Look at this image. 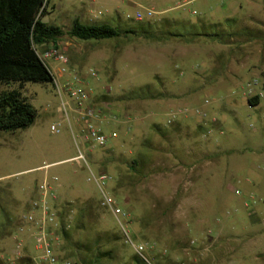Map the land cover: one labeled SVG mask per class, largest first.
I'll return each instance as SVG.
<instances>
[{"label":"rangeland","instance_id":"obj_1","mask_svg":"<svg viewBox=\"0 0 264 264\" xmlns=\"http://www.w3.org/2000/svg\"><path fill=\"white\" fill-rule=\"evenodd\" d=\"M105 1L51 0L44 18L48 25L62 29L57 45L70 61L72 74L66 73L64 80L58 78L61 64L45 61L59 83L73 82L77 73L90 84L84 80L87 90L108 94L123 116L134 119L129 133L121 132L120 139L106 150L89 153L71 116L91 171L113 177L109 190L131 213V236L149 244L153 264H264V11L253 10L255 4L264 10V0H196L185 6V1L150 0L147 7L159 14L147 22L163 25L151 34L100 41L70 36L76 20L85 25L107 22L122 29L146 23L127 19L134 12L123 8L118 15L104 6ZM114 1L116 6L122 4V0ZM185 22L196 26V31H205V36L186 41L164 35L183 30ZM145 85L160 97L123 100ZM14 89L19 85L0 83V94ZM22 93L38 115L27 129L0 130V211L14 210V200L25 198L46 176L57 179L60 213L69 203L89 198L98 202L100 192L89 181L88 168L69 160L54 164L78 154L54 85L28 83ZM256 95L260 103L251 106L248 99ZM186 108L191 112H182L181 119L200 120V132L207 130L205 121L194 113L197 108L217 120L212 133L196 147L200 153L187 152L191 146L182 133L180 126L185 123H179L181 119L165 125L170 112ZM154 124L170 133L163 136L154 131ZM53 125H59L60 133L51 131ZM140 153L142 167L132 171V161ZM196 164L207 170L204 181L189 187L186 168ZM18 206L15 220L23 212ZM98 216L101 230L121 236L114 245L115 264H137L136 257L141 258L124 243L113 216L99 209L91 220ZM77 220L74 212L67 228H73ZM21 235L15 230L0 241V255L12 248L1 258L5 262L16 253ZM29 246L30 254L37 257L33 238ZM59 256L60 264L78 260L63 234Z\"/></svg>","mask_w":264,"mask_h":264},{"label":"trees","instance_id":"obj_2","mask_svg":"<svg viewBox=\"0 0 264 264\" xmlns=\"http://www.w3.org/2000/svg\"><path fill=\"white\" fill-rule=\"evenodd\" d=\"M50 2L51 0H0V83L19 85V89L4 91L0 94V130L2 131L15 132L27 129L34 124L38 110L22 93L26 84L54 83L55 75L37 51L41 46H57L58 39L63 36L60 27L44 22ZM159 26H163L162 22L146 21L137 27L122 29L109 24L85 25L76 20L69 34L81 41H100L127 37L130 34H151L150 32H155ZM182 26L183 30L164 35L186 41L205 36V31L203 30V33L196 31L199 30L196 26L193 27L187 23ZM157 97L160 95L156 94L150 85H145L123 96V100ZM260 99V96L256 95L249 98L248 102L251 106H257ZM152 129L163 136L170 133L168 129L157 124H154ZM142 157L140 153L138 159L132 161L130 166L132 171L136 170V166L142 167V161H144ZM99 209L101 210L99 203L89 198L66 204L61 212L63 238L74 256L78 257L76 264L116 263L114 245L121 236L115 231L101 230L98 227L100 216L94 221L91 220L93 212L96 210L99 213ZM74 212L77 213L78 220L73 228L68 229V218ZM16 221L1 209L0 241L6 236L10 237L18 229L19 225ZM89 231L96 234L92 236L89 233L88 236ZM136 263L144 264L138 257H136ZM0 264H34V262L32 258L24 256L13 263L5 262L0 258Z\"/></svg>","mask_w":264,"mask_h":264},{"label":"built area","instance_id":"obj_3","mask_svg":"<svg viewBox=\"0 0 264 264\" xmlns=\"http://www.w3.org/2000/svg\"><path fill=\"white\" fill-rule=\"evenodd\" d=\"M194 1L196 0H186L182 6ZM138 6V9L133 14L128 13L126 15L127 19L136 22H145L154 19L159 14L152 7ZM37 51L44 62L54 60L61 64L58 72L59 79L60 76H64L66 73L72 74L69 67V57L58 45H47L43 51H40L38 47ZM90 74L93 77L96 76L94 71H91ZM58 78L55 77L53 85L60 98L61 107L66 116L65 120L71 128L78 150V154L72 159H69V161L83 165L89 169V181H94L100 192V198L98 200L100 208L110 213L116 220L124 243L131 247L145 263L153 264V259L148 256V250L151 249L149 244L137 242L131 236V213L120 206L116 197L109 190V184L113 177L106 173L97 175L91 171L88 162L89 157L86 156L85 150L80 147L78 141L79 136L74 132L71 116L73 115L78 123L81 141L89 153L95 149L106 150L113 141L120 139L119 130L106 132L104 126L111 122L116 123L125 126L126 133H129L132 128L131 123L134 119L123 116L120 111L117 112L107 109V106L103 107L94 104L91 99V93L83 86L84 80L79 74L74 73L73 82L66 81L64 84H60ZM205 103L208 105L210 102L206 100ZM182 112L189 114L191 111L186 108L184 110L170 112L165 121V125L170 126L183 118ZM194 113L201 117L202 121H205L207 131L204 132V135L208 137L212 133V125L217 120L214 118L209 119L204 108H197ZM51 131L60 133L59 125H53ZM48 167L49 165H46L43 168ZM54 181L56 182L57 179L52 178L50 180L46 176L42 183L39 184L37 194L31 201L30 211L21 213L17 218L19 223L18 231L21 234H25L28 231L33 238L34 247L38 251V256L32 258L35 264H60L59 246L63 233V224L61 221V213L56 207L59 198ZM23 247L24 239L20 237L16 242V254L19 258L24 256ZM65 264H74V261L70 259Z\"/></svg>","mask_w":264,"mask_h":264},{"label":"crops","instance_id":"obj_4","mask_svg":"<svg viewBox=\"0 0 264 264\" xmlns=\"http://www.w3.org/2000/svg\"><path fill=\"white\" fill-rule=\"evenodd\" d=\"M148 1L150 2V0H122V4H119V6L118 5L116 6V1H114V0H106L104 2V6L108 7L109 10H115L118 13V15H120V10L122 8L125 10V12H129V11L135 12L138 9V7H139L138 5L147 6L148 3H149ZM183 1H186V0H171V2H174V3H179V2H183ZM166 4L167 3H165V5ZM253 10L264 11L262 6H260L258 4L254 5ZM102 24H109V23L104 22ZM64 79H65L64 76H60V80H64ZM86 82L87 81L85 80V83ZM87 85L90 87V84H87ZM88 91L91 93V99H92V102L94 104L100 105V106H103V107L107 106L108 107L107 109H110L112 111H117V112L120 111L119 109L116 108L115 104H113L112 101L109 100L110 96H108V94H98V93H94L91 90H88ZM178 122L179 123H185V124H182L180 127H181V130H182V133L185 135V138L187 139V143L189 144V146H191L190 149L187 150V152H189L190 150L191 151L193 150V151L197 152L198 148H196V147L197 146L199 147L200 144L204 143L206 138H207V137H205L203 130L200 132V128L199 127L202 126L201 125V121L200 120H197V121L191 120V122H190V119H187L185 121L183 119H181ZM104 130L106 132L119 130L120 131V135H121V132H123V133L125 132V126H121V125H118L116 123H112L111 122L108 125L104 126ZM110 146H111V144H110ZM197 153H200V152H197ZM67 160H69V159L61 160V161H58V162H56L54 164L65 162ZM204 168H205V166L203 164H196V165L191 166L190 168H186V170L189 172L188 175L185 178L186 185L189 186V187H191L192 185H200V183H202L204 181L203 180V175H204L203 171L206 170ZM38 187H39V185H38ZM38 187L36 186L35 188L31 189L25 198L20 199V200L15 199L14 200L15 201L14 202L15 203L14 210L12 209V210L8 211L7 213L14 218V213H15L14 211H15V208H17V205H19L18 207L23 208L22 209L23 212L30 211V209H31L30 204H31L32 199L37 194ZM57 194H58L59 200H61V195H59L60 193L57 192ZM236 207H238V205ZM14 233L15 232H13V234ZM21 238L24 239V247H23L24 256L33 258V256L30 254V251H29L30 250L29 249V247H30L29 244L31 243V239H32L31 234L28 231H26L25 234L21 235ZM11 250H12V248L11 249H6L5 251L6 252L9 251V253H10ZM4 254L0 255V258H2V257L4 258ZM6 259L8 260V262H10V261L14 262L17 259H19V257L17 256L16 253H13V255H11V254H10V256L8 255V257Z\"/></svg>","mask_w":264,"mask_h":264}]
</instances>
